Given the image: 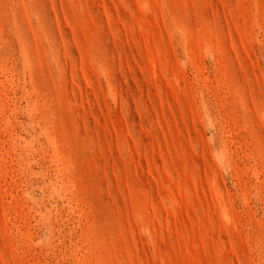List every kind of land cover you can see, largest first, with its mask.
Instances as JSON below:
<instances>
[{"label": "rangeland", "instance_id": "1", "mask_svg": "<svg viewBox=\"0 0 264 264\" xmlns=\"http://www.w3.org/2000/svg\"><path fill=\"white\" fill-rule=\"evenodd\" d=\"M0 264H264V0H0Z\"/></svg>", "mask_w": 264, "mask_h": 264}, {"label": "bare ground", "instance_id": "2", "mask_svg": "<svg viewBox=\"0 0 264 264\" xmlns=\"http://www.w3.org/2000/svg\"><path fill=\"white\" fill-rule=\"evenodd\" d=\"M217 195H218V198L221 200V195L220 194H218L217 193ZM224 215L228 218V215H227V213L226 212H224Z\"/></svg>", "mask_w": 264, "mask_h": 264}]
</instances>
